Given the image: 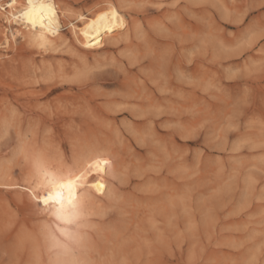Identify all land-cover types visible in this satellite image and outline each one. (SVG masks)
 Instances as JSON below:
<instances>
[{"label": "rangeland", "instance_id": "1", "mask_svg": "<svg viewBox=\"0 0 264 264\" xmlns=\"http://www.w3.org/2000/svg\"><path fill=\"white\" fill-rule=\"evenodd\" d=\"M53 1L47 48L0 12V264H57L23 187L88 154L110 192L79 264H264V0ZM108 4L126 29L82 47L69 23Z\"/></svg>", "mask_w": 264, "mask_h": 264}, {"label": "bare ground", "instance_id": "2", "mask_svg": "<svg viewBox=\"0 0 264 264\" xmlns=\"http://www.w3.org/2000/svg\"><path fill=\"white\" fill-rule=\"evenodd\" d=\"M43 4L44 17L42 26L40 22H38L35 26L30 25L26 23L23 17L21 16L22 11H24L27 7V0H15L14 4L12 3V0H8L3 5H0V12H2V14L5 16L4 18L6 22L9 23V25H18L21 28L14 32H10L9 37L7 36L5 40L8 42L10 41L9 38H11V40L14 41L19 35L24 39L26 38L29 42L37 44L42 48L50 47L53 44L57 43L59 40H61L60 19L62 16V11L57 8L53 0H43ZM107 7L108 8L103 11H100L98 13L96 12V14L92 17H84L82 15L78 16L75 22L80 24V26L75 25V23H69L71 34L75 37V39L80 43L82 47L94 51L99 50L103 47L107 37L113 35L117 31L126 29V21L123 18V15L120 14L118 10L119 8H116L112 4H108ZM50 103L52 104L53 101ZM103 158L104 157H102V159ZM97 162H100L99 167L96 166ZM90 166L91 168L89 170ZM109 171V168L100 160L99 156L90 154L74 159L71 166L60 164L56 168L51 167L48 163H45V161L43 160L35 161L33 165V177L35 179L34 186L27 185L23 187V189L29 196L31 201L36 203V205H38V202L37 199L34 197V192L38 191L43 193L44 191H46L49 186V181L53 177L57 180H63L65 182L71 180L73 183L77 184V187L73 188L72 192L73 200H76L79 204L78 215H73L72 207L67 202L68 191L66 189L64 190L65 215L70 218L71 222L58 221L54 217L53 213L49 211L46 206H44L43 204H39L43 212L49 218L48 223L46 225L43 224L45 225V227L42 234L45 237L44 239L49 244V247L55 250V256H53V258L56 257L57 264H79L77 258L78 256L76 253L78 248L82 247L87 242L86 229L89 224L88 218L91 215V211L96 201H99L101 198L107 196V194H109L110 192L106 181V177L109 175ZM85 172L86 175L84 177V180L78 181V177ZM1 181L2 180H0V182ZM85 183H87V188L84 187ZM7 187L16 188L17 186L11 185ZM27 231H25V233Z\"/></svg>", "mask_w": 264, "mask_h": 264}, {"label": "snow or ice", "instance_id": "3", "mask_svg": "<svg viewBox=\"0 0 264 264\" xmlns=\"http://www.w3.org/2000/svg\"><path fill=\"white\" fill-rule=\"evenodd\" d=\"M12 3H15V0H12ZM50 11V10H49ZM21 16L26 23L35 26L38 22H43L44 17V4L43 0H27V7L22 11ZM97 162L96 166L99 167ZM104 164H107V161H103ZM91 166L89 167L90 170ZM85 173H82L78 177V181L84 180ZM102 186V185H101ZM77 187L76 183H73L71 180L63 181L52 178L49 181V186L46 191L34 192V197L37 199L38 204H43L46 206L49 211H51L54 217L58 221H67L71 222L70 218L65 215V195L64 190L68 191V203L72 207L73 215H78L79 204L76 200H73V188ZM84 187L87 188V183L84 184Z\"/></svg>", "mask_w": 264, "mask_h": 264}]
</instances>
